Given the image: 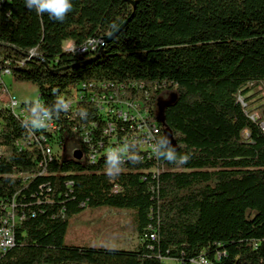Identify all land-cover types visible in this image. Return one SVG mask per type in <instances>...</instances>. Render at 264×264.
I'll use <instances>...</instances> for the list:
<instances>
[{"label":"trees","instance_id":"obj_1","mask_svg":"<svg viewBox=\"0 0 264 264\" xmlns=\"http://www.w3.org/2000/svg\"><path fill=\"white\" fill-rule=\"evenodd\" d=\"M91 39L103 40L94 52L64 48ZM5 70L38 90L21 104L51 116L62 144L51 162L50 145L28 144L27 117L0 101V200L16 196L25 215L0 264H264V100L251 113L240 100L264 92V0H0ZM102 84L149 93L157 160L137 145L124 162L110 158L121 149L88 160L79 131L95 105L72 112L63 100ZM103 206L134 211L137 248L64 245L69 219Z\"/></svg>","mask_w":264,"mask_h":264},{"label":"built area","instance_id":"obj_2","mask_svg":"<svg viewBox=\"0 0 264 264\" xmlns=\"http://www.w3.org/2000/svg\"><path fill=\"white\" fill-rule=\"evenodd\" d=\"M103 44L102 39H91L81 48L72 44L68 51L76 54L94 52ZM31 54H35L31 52ZM9 71L0 72V101L3 104L16 108L19 114L27 117L32 127V137L28 144H35L39 149L42 145H50L51 162L58 153L62 144L60 139V127L57 122L48 115L35 118L25 111V107L18 98L8 89L3 81L4 76H9ZM100 90H87L82 86L81 90H74L63 100L65 110L75 111L83 103L95 105L96 120L80 127L79 137L89 147L88 160L95 162L98 156L107 155V149H127V156L110 157L113 161L124 162L130 156L131 145L145 146L146 159L157 160L158 155V125L152 119L146 100L149 93L144 91V99L132 98L123 86L114 87L100 85ZM37 104V103H36ZM16 147H26L24 142H16ZM4 148L0 146V158ZM49 164L38 162L40 171L38 176L46 173ZM155 175L159 170H154ZM30 179V178H28ZM25 215L20 211L16 196L11 199L0 200V254L7 253L15 245L16 228L24 221ZM154 240L155 235L151 234ZM218 257V256H216ZM189 264H211L210 260L200 255L190 260Z\"/></svg>","mask_w":264,"mask_h":264},{"label":"rangeland","instance_id":"obj_3","mask_svg":"<svg viewBox=\"0 0 264 264\" xmlns=\"http://www.w3.org/2000/svg\"><path fill=\"white\" fill-rule=\"evenodd\" d=\"M71 44H65L67 50ZM3 81L20 103H37L38 90L28 83H15L11 76H4ZM258 89L245 97L240 96L243 103L248 98L247 113L253 112L264 100V92L254 95ZM162 104V103H161ZM254 120L257 115L251 116ZM264 131V122L262 123ZM247 137V133H244ZM70 149V147H69ZM70 152V151H69ZM140 239L134 227V211L111 207L87 208L69 219L67 233L64 238L66 246H80L85 248H104L112 250L132 251L137 248Z\"/></svg>","mask_w":264,"mask_h":264},{"label":"water","instance_id":"obj_4","mask_svg":"<svg viewBox=\"0 0 264 264\" xmlns=\"http://www.w3.org/2000/svg\"><path fill=\"white\" fill-rule=\"evenodd\" d=\"M132 6L133 8H135V4L131 1H128ZM127 22H125L115 33H113L109 38H105L104 39V43H107V42H110L114 37H116V35L124 28V26L126 25ZM261 127H262V124H261ZM73 158L76 159V160H80L82 158V154L80 151H75L74 154H73Z\"/></svg>","mask_w":264,"mask_h":264},{"label":"bare ground","instance_id":"obj_5","mask_svg":"<svg viewBox=\"0 0 264 264\" xmlns=\"http://www.w3.org/2000/svg\"><path fill=\"white\" fill-rule=\"evenodd\" d=\"M11 109H16V108H14V107H12V106H9ZM138 146V148H140V150H143V151H145V146H143V145H137ZM117 151H119V149L117 150ZM47 154H49V151L47 150V152H46ZM117 153V152H116ZM115 153V154H116ZM119 153L121 154V153H123V154H126L127 153V149H121L120 151H119ZM112 154V153H111Z\"/></svg>","mask_w":264,"mask_h":264}]
</instances>
